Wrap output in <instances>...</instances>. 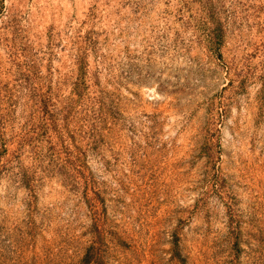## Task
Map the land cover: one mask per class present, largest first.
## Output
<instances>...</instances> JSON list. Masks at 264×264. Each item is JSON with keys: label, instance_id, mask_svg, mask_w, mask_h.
<instances>
[{"label": "rangeland", "instance_id": "374dc122", "mask_svg": "<svg viewBox=\"0 0 264 264\" xmlns=\"http://www.w3.org/2000/svg\"><path fill=\"white\" fill-rule=\"evenodd\" d=\"M0 264H264V0H0Z\"/></svg>", "mask_w": 264, "mask_h": 264}]
</instances>
